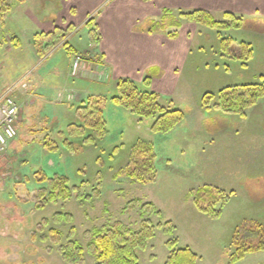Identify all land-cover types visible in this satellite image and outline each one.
Returning a JSON list of instances; mask_svg holds the SVG:
<instances>
[{
	"label": "rangeland",
	"instance_id": "rangeland-1",
	"mask_svg": "<svg viewBox=\"0 0 264 264\" xmlns=\"http://www.w3.org/2000/svg\"><path fill=\"white\" fill-rule=\"evenodd\" d=\"M25 1L9 0L11 11ZM31 4L42 8L47 19H57L61 9L62 27L39 59L25 58L26 35L23 39L18 34L24 43L21 49L6 41L12 24L4 22L10 11L0 23V75L6 79L5 88L28 84L43 63L55 71L50 83L57 82L45 93L47 102L28 90L29 85L18 88L19 116L29 125L0 154V264H70L65 256L78 245L85 264H98L93 245L97 231L121 224L136 232L145 221L155 230L146 247L137 250L138 264H166L172 252L185 248L197 254L195 264H229L236 250V229L247 221L264 227V93L245 115L227 109L218 93L225 86L264 85V21L244 17L239 27L221 33L202 24L185 26L195 41L178 69L148 70L144 75L155 80L164 106L185 114L173 130L158 133L152 129L154 119L140 120L112 101L117 84L107 89L100 82L81 81L71 77V67L67 75L66 45L73 44L84 58L83 53L100 42L98 25H88L89 15L80 23H87L84 28L74 31L71 26L85 9L79 8L75 16L70 1L66 6L58 0ZM222 20L232 26L238 22L225 16ZM21 22L26 33L31 26ZM243 42L253 50L247 61ZM172 79L176 82L167 89ZM65 87L73 98L59 103L58 92ZM84 89L99 96H88ZM208 92L215 98L206 109L202 100ZM140 140L152 142L157 154V178L152 183L119 175ZM60 188L70 194L68 199ZM202 188L214 199L207 197L201 204H218L219 217L199 209L195 193ZM236 264H264V251Z\"/></svg>",
	"mask_w": 264,
	"mask_h": 264
},
{
	"label": "crops",
	"instance_id": "crops-1",
	"mask_svg": "<svg viewBox=\"0 0 264 264\" xmlns=\"http://www.w3.org/2000/svg\"><path fill=\"white\" fill-rule=\"evenodd\" d=\"M68 1L73 4L70 8L72 9L70 11L72 15L76 16L79 8L85 9L82 18L76 16L78 20L72 21L73 25L71 26L76 28L74 31L87 25L86 23V25L81 26L89 15L90 17H88L91 20L95 18L93 27H95V24L98 25L96 31L99 30L100 36V42L97 45L99 48L96 46L97 48L94 50L90 46L83 53L86 57H84L79 77L82 79L81 81L87 83L97 82V85H99L100 82L105 84L107 89L117 84L120 78H130L137 84L142 83L145 85L146 77L144 75L148 70H150L148 73H157L161 69L173 72L178 69L182 59L188 57L195 37L190 36L189 31L185 32L184 28L187 24L199 28V23L181 19L182 27L178 29L175 37L169 36L166 31H150L153 20L162 18L165 10H170L174 14L178 12V15H180L181 13L200 9L212 13L218 20H222L226 13H232L242 19L246 17L254 21H264V0H64L62 3L61 0H58L61 5L64 3V6ZM31 3H36V0H26L7 15L4 24L11 23L12 28L9 34H6V41L9 47L21 49L24 44H22L24 35H26L27 44L25 48H22L25 58L38 57L39 59L48 50L50 46L48 40L51 39V35H54L62 27V22L59 20V17H62V11L61 9L58 10V14L51 10L50 12H54V15L58 14V18H54V20L52 18L47 19L45 18L47 15L43 13L42 8L37 9ZM30 6L33 9L35 8L32 9L34 12L31 14L27 12L31 8ZM21 21L31 26L25 29L26 33H24V26ZM145 23L146 25L141 27ZM261 33L264 36V30ZM18 34H21L23 39ZM37 36L39 45L33 42ZM196 38H199V35ZM70 45L73 46L71 43ZM73 49L74 52L67 50L70 54V60L66 67L69 77L71 76L70 67L73 55L75 51L80 52L74 46ZM46 65L42 63V66L39 67L44 68L40 69L38 67L39 70L34 71L32 76L29 77L30 80L28 79V90L32 89V92L37 97L44 99V102H47L48 97L45 93L49 91L48 88L51 89L57 82L53 80L55 83H50L54 79H51L50 75L55 71L51 70L50 65L47 67ZM5 80L1 74L0 90L5 88ZM168 81L169 86L167 89L173 88L176 81L173 79ZM76 84L78 85V82ZM156 85L155 80L151 78L150 89L159 93ZM65 92L66 87L63 88V92L61 90L58 92L57 102L60 103L63 100L70 99V94ZM83 92L89 94L87 89H84ZM88 96L98 97L99 95L92 93ZM22 120V117L19 116L17 120L18 132L29 125L27 119L25 122H22Z\"/></svg>",
	"mask_w": 264,
	"mask_h": 264
},
{
	"label": "trees",
	"instance_id": "trees-1",
	"mask_svg": "<svg viewBox=\"0 0 264 264\" xmlns=\"http://www.w3.org/2000/svg\"><path fill=\"white\" fill-rule=\"evenodd\" d=\"M24 1V0H20ZM11 11L9 0H0V23L4 21L5 16ZM181 19H187L192 22L202 24L206 27L221 31L240 26L242 18L235 16L232 13H226L225 17L231 20H237L232 26L231 22L218 20L214 15L205 10H192L180 14ZM170 10H165L161 20L154 21L150 26L152 32L166 31L171 37H175L178 29L182 27V21ZM93 21L88 23L92 25ZM52 37L56 36L51 35ZM36 44V39L33 40ZM243 51L247 57L246 61L252 57L253 50L250 44L242 43ZM68 46L70 52H74L73 46ZM76 52V51H75ZM79 53V52H77ZM247 65V62H244ZM117 93L113 95L112 101L125 109L136 114L140 120L154 119L152 129L158 133H167L173 130L177 124L185 117L184 112L177 108H168L160 102V94L150 89V79H145V85L139 86L130 78H120L117 81ZM264 93V85L244 84L235 86H226L222 88L218 96L225 100L227 109L239 112L245 115V110L249 106L256 103V99L260 98ZM238 94V95H237ZM237 96L236 98H234ZM215 98V94L206 93L203 97L202 104L206 109L209 108V102ZM232 106H237L236 110ZM102 115L103 112H100ZM103 118V115L100 117ZM99 118V119H100ZM105 119V118H104ZM106 126V120H103ZM157 154L154 145L149 141H138L130 154V164L124 169H121L119 175H128L134 180L142 183H152L157 178ZM61 184L64 181L61 180ZM207 188L199 189L195 193L196 203L199 209L207 213L212 218H217L221 215L222 207L217 209V205L203 206L204 200L214 199L212 193H208ZM60 194L64 199L69 198V193L66 189L60 188ZM206 193V194H205ZM43 207V206H39ZM252 225H258L254 229ZM154 227L147 223H143V227L139 231H131L123 229L121 224L109 227L105 232L97 231L95 233L93 245L98 258V264H138L136 255L138 249H144L146 243L154 235ZM233 243L235 245V253L231 255L229 264H236L246 255L264 251V227L256 221H247L242 226L236 229ZM255 243V244H254ZM66 259L70 264H85V256L83 248L78 245L75 247L74 253L66 254ZM197 254L190 248L179 249L172 252L166 264H195Z\"/></svg>",
	"mask_w": 264,
	"mask_h": 264
},
{
	"label": "built area",
	"instance_id": "built-area-1",
	"mask_svg": "<svg viewBox=\"0 0 264 264\" xmlns=\"http://www.w3.org/2000/svg\"><path fill=\"white\" fill-rule=\"evenodd\" d=\"M83 57L76 54L72 60L71 75L77 77L80 74ZM28 86L25 82L0 90V154L6 151L7 146L18 135L17 120L21 111V105L17 99L18 88ZM73 98V94L69 95Z\"/></svg>",
	"mask_w": 264,
	"mask_h": 264
}]
</instances>
